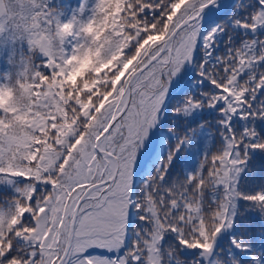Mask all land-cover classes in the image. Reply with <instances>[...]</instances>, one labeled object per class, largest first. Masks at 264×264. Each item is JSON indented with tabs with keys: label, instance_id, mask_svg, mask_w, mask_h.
Returning a JSON list of instances; mask_svg holds the SVG:
<instances>
[{
	"label": "trees",
	"instance_id": "16d2710c",
	"mask_svg": "<svg viewBox=\"0 0 264 264\" xmlns=\"http://www.w3.org/2000/svg\"><path fill=\"white\" fill-rule=\"evenodd\" d=\"M221 2L219 12L199 29L187 70L168 80L158 138L134 175L123 251L128 264H147V245L156 232L160 235L156 264H264V206L244 199L264 192V150L247 149L236 182L240 195L233 200L232 224L211 253L203 256L202 248H189L179 241L198 239L201 220L207 231H213L215 213L226 196L224 187L209 175L214 167L212 157L224 150L221 133L228 131L220 123L225 119L220 111L224 101L203 102L208 95L222 92L210 78L223 85L226 67L231 74L241 66L238 60L264 56V25L251 29L236 23L246 18L251 23V15L261 10L259 0ZM5 3L7 14L0 19V247L6 248L10 241L13 254L24 258L33 244L40 249L27 236L36 229L37 214L51 191L47 170L60 142L68 145V137L76 134L74 125L82 129L85 119L87 125L95 121L116 98L121 77L145 49L164 41L172 20L190 0H103V10L98 7L101 0H43L47 12L43 17L48 24L40 20L39 25L48 39L39 42L33 41L20 21L28 19L41 0ZM145 5L160 7L153 11ZM169 5L171 10L162 19ZM70 19L72 23L63 34L55 35L57 21L67 23ZM201 19L202 14L198 22ZM215 26L222 30L213 34L205 48L204 37ZM17 32L24 38L12 44ZM229 49L234 59H228ZM220 57L227 63H220ZM242 67L238 79L244 84L252 73L264 72V59L251 65L245 62ZM230 91L224 89L225 93ZM188 97L201 100V105L185 109ZM262 102L264 88L251 100L253 106ZM253 110L245 106V115L240 110L231 115L233 133L253 129L264 137V117L249 114ZM85 139L81 131L73 147L81 146ZM245 142H249L246 136L240 150ZM170 153L165 174L159 178ZM173 201L177 203L173 205ZM136 203L142 207L137 208ZM173 227L178 231H172ZM133 254L140 259L134 260Z\"/></svg>",
	"mask_w": 264,
	"mask_h": 264
},
{
	"label": "snow or ice",
	"instance_id": "6c2138e0",
	"mask_svg": "<svg viewBox=\"0 0 264 264\" xmlns=\"http://www.w3.org/2000/svg\"><path fill=\"white\" fill-rule=\"evenodd\" d=\"M215 2L216 0H190V3L172 20L166 40L152 49H145L138 62L125 74V77H121L117 86L118 92L115 94L118 96V101L106 106L92 124L87 125L85 119L86 126L82 129L73 126L76 134L68 137L67 146L64 141L60 142L51 166L47 170L50 177L47 182L52 187L48 197L43 200L49 208L55 205L65 210L63 217L59 215L56 217L62 228L54 227L50 234L51 247H41L37 251L36 245L33 244L32 250L25 253L24 258L13 254L14 249L9 241L6 248L0 247V264H66L64 258L69 256L72 258V264H125L124 258L109 261L106 258L82 254L91 246L112 249L121 243L126 210L131 203L129 195L131 169L139 142L156 121L168 80L177 73L185 61L191 58L199 34L200 26L196 22L201 11ZM102 4L103 0L101 5H98L101 10H103ZM259 6L261 10L251 15V23L248 22L249 18L243 23L240 21L236 23L251 29L264 25V0H259ZM145 7H151V10L156 11L160 5H145ZM170 10L171 5L166 7L161 18L166 19ZM221 30L219 26H215L206 34L205 48L210 46L213 34ZM244 44L247 45L248 41ZM228 53V59H234L231 49ZM261 59H264V56L258 60ZM258 60H238L237 63L241 66L234 68L231 74L226 67L224 71L227 81L223 85L209 76L211 82L222 92L208 95L203 102L211 105L218 100L224 101L225 107L220 111L225 113V119L220 123L222 127L228 128L227 133L223 131L221 133L225 139L224 150L212 157L211 163L214 167L209 175L217 184L224 187L226 198L215 213L213 231H207L201 220L199 238L191 241L181 238L179 239L181 245L202 248L205 252L212 249L215 236L225 226L232 224L230 208L233 198L240 195L236 191V182L247 159V149L251 147L264 150V137H260L253 129H245L240 134H235L229 126L233 113L240 110L241 115H245L243 111L245 106L254 109L249 114L264 117V102L255 106L251 103L257 90L264 88V72L259 75L252 73L244 84L238 79L245 62L251 65ZM219 62L227 63L221 57ZM201 74L206 75L203 71ZM225 88L231 89L230 93H225ZM201 103V100L188 97L184 108H196ZM81 131L86 139L81 146L74 148L76 136ZM245 136L248 137L249 142H245L243 150H240ZM183 139L182 137L181 140ZM174 151L175 148L172 152ZM170 160L171 153L163 164L159 178H163ZM192 179L193 177L189 175L190 182ZM31 190L32 194L36 192L35 185ZM32 198L33 195L29 198L30 201ZM244 199L264 206V192L247 195ZM172 203L175 205L177 202ZM135 206L142 207L140 203H136ZM188 207L191 208V205ZM171 230L178 231L174 227ZM44 243L48 245V241ZM233 243L241 247L235 240ZM15 251L19 252V249ZM133 259L139 260L140 257L133 254Z\"/></svg>",
	"mask_w": 264,
	"mask_h": 264
},
{
	"label": "rangeland",
	"instance_id": "374dc122",
	"mask_svg": "<svg viewBox=\"0 0 264 264\" xmlns=\"http://www.w3.org/2000/svg\"><path fill=\"white\" fill-rule=\"evenodd\" d=\"M221 1L222 0L215 2L214 4L208 6L205 10L202 11V13H201L202 19H201V21L197 22V23H199L200 27L206 20H209L210 18H212L214 15H216L219 12V10L222 8V4H223ZM5 5H6V3H5ZM6 9H7V7H6ZM6 14H7V11H6ZM6 14L1 16L0 19L2 17H4ZM41 20L44 21L45 20L44 17ZM43 24L47 25L48 21L47 20L44 21ZM0 25H1V20H0ZM258 26H263V25H258ZM200 27H199V29H200ZM198 37H199V34H198ZM197 43H198V41H196V44L193 48L191 57L193 56V53H194V50L196 48ZM190 60H191V58L189 60L185 61L180 66V68L178 70V72L180 74L178 72L176 74L182 75L187 70ZM120 81H119V83H120ZM168 89L169 88L167 86V88L165 90V97H166V94L168 93ZM115 97L116 98L113 101H111L109 104H114L118 101V96L116 95ZM162 105H163V102H162L161 107L157 113V118H156L155 123L148 129L147 135L139 142V146L136 150V154H135V157L133 159V164H132V169H131L130 190H131L134 175H135L137 169L139 168L140 165H142L144 163L146 157L148 156V154L151 152V150L155 146V143H156V140H157L158 134H159V121L163 117ZM225 198H226V196H225ZM233 200H234V198H233ZM233 200H232V204H231V208H230V213H231L232 219H233V213H234V207L233 206H235V204L233 205ZM224 202H225V200H224ZM130 210H131V206L129 204V206L126 210L125 226H124V230L122 233L121 243L119 244L118 247L109 249V248H101L99 246H91L88 249H86L82 255L91 256V257H98V258H106L109 261L119 260L120 258H124L125 264H128L127 258H126L123 251H124V242H125V238H126L127 221L130 218ZM64 211L65 210L62 207L58 208L55 205H53V207H51V208H49L47 205L43 206L39 210V213L37 214L38 216H37V220H36V229L34 230V232H32V234L30 236H27V238H29V237L32 238V241L37 242L40 245V248L41 247H51L52 241L50 240V234L53 232L54 227L56 229L62 228V225L56 219V217H57V215L63 217ZM45 223L47 224V226H45ZM228 228H229V226H225L215 236V238L213 240L212 249L214 248L215 244L220 240V238L223 237V235L226 233ZM159 236H160L159 233L156 232L154 234V236H152V239L150 240V242L147 245V251H148L147 264L158 263L157 262L158 261V251L157 250H158V242H160ZM100 238L101 239H107V237H100ZM45 241H48V245H45V243H44ZM212 249L208 250L207 252H205V250L202 249V255L203 256L209 255L211 253ZM65 261H66V264H72V258L70 256L66 257Z\"/></svg>",
	"mask_w": 264,
	"mask_h": 264
},
{
	"label": "clouds",
	"instance_id": "9594fccd",
	"mask_svg": "<svg viewBox=\"0 0 264 264\" xmlns=\"http://www.w3.org/2000/svg\"><path fill=\"white\" fill-rule=\"evenodd\" d=\"M47 15V12L43 9V0H41V3L35 5V8L33 11L29 13V18L25 19L23 21H20V24L25 26L29 32L31 33V38L35 42H39L41 40H47L48 36H46L43 31L40 29L39 22L43 18V16ZM63 22L57 21L56 24V32L55 35L61 36L64 32V30L67 29L68 24L72 23V20L70 19L67 23H63V28L61 27ZM81 29L83 31H86V28H84L83 25H81ZM24 38L23 35L19 32H17L16 39H13L11 41L12 44L16 43V40ZM7 90V89H6Z\"/></svg>",
	"mask_w": 264,
	"mask_h": 264
},
{
	"label": "water",
	"instance_id": "95a60500",
	"mask_svg": "<svg viewBox=\"0 0 264 264\" xmlns=\"http://www.w3.org/2000/svg\"><path fill=\"white\" fill-rule=\"evenodd\" d=\"M217 1H219V0H216V2ZM212 5V4H211ZM208 6H210V5H208ZM208 6H206L203 10H205ZM202 10V11H203ZM6 11H7V9H6V5H5V0H0V17L1 16H3L4 14H6ZM202 11H201V13H202ZM200 13V14H201ZM166 40V38L164 39V41ZM163 41V42H164ZM61 256H63V253H61ZM66 258V257H65ZM64 258V259H65Z\"/></svg>",
	"mask_w": 264,
	"mask_h": 264
}]
</instances>
